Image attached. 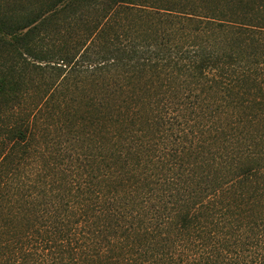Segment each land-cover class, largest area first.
Returning <instances> with one entry per match:
<instances>
[{"label":"trees","instance_id":"16d2710c","mask_svg":"<svg viewBox=\"0 0 264 264\" xmlns=\"http://www.w3.org/2000/svg\"><path fill=\"white\" fill-rule=\"evenodd\" d=\"M0 264H264V0H0Z\"/></svg>","mask_w":264,"mask_h":264},{"label":"rangeland","instance_id":"374dc122","mask_svg":"<svg viewBox=\"0 0 264 264\" xmlns=\"http://www.w3.org/2000/svg\"><path fill=\"white\" fill-rule=\"evenodd\" d=\"M74 26H76V25H74ZM61 33H60V31H59V34H55V38H59V35H60ZM61 39H65V44H66V46H71L72 45V43L73 44H75L73 41H74V39L72 40L70 37H69V39H67V37H66V35H65V37L64 38H61ZM60 39V40H61ZM60 40H58V42L60 41ZM61 44V43H60ZM28 73V72H27ZM32 77V78H34V80H39V78H40V73H33L32 72V70H29V73H28V75H27V79L29 78V77Z\"/></svg>","mask_w":264,"mask_h":264}]
</instances>
